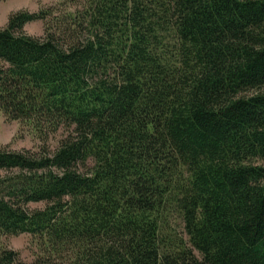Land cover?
I'll return each instance as SVG.
<instances>
[{
	"label": "trees",
	"instance_id": "obj_1",
	"mask_svg": "<svg viewBox=\"0 0 264 264\" xmlns=\"http://www.w3.org/2000/svg\"><path fill=\"white\" fill-rule=\"evenodd\" d=\"M0 111L39 141L0 145V264H264V0L13 12Z\"/></svg>",
	"mask_w": 264,
	"mask_h": 264
},
{
	"label": "rangeland",
	"instance_id": "obj_2",
	"mask_svg": "<svg viewBox=\"0 0 264 264\" xmlns=\"http://www.w3.org/2000/svg\"><path fill=\"white\" fill-rule=\"evenodd\" d=\"M56 0H0V27L5 26L11 13L26 9L36 12L42 7H46ZM24 29L32 35H42L44 22L41 19L29 21ZM54 143V142H53ZM8 144L12 149L33 148L39 141L26 129H23L19 121L8 120L0 111V145ZM259 163L264 164V159H259ZM32 208L43 207L44 203H30ZM182 231L181 226H177ZM3 241L10 247L20 252L21 258L26 262H31L37 253V241L29 233H22L4 237Z\"/></svg>",
	"mask_w": 264,
	"mask_h": 264
}]
</instances>
